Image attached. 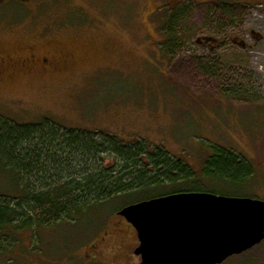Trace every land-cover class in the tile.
Wrapping results in <instances>:
<instances>
[{
	"label": "rangeland",
	"instance_id": "obj_1",
	"mask_svg": "<svg viewBox=\"0 0 264 264\" xmlns=\"http://www.w3.org/2000/svg\"><path fill=\"white\" fill-rule=\"evenodd\" d=\"M175 6L182 12L169 32L176 16L166 25L164 14ZM30 54L58 68L3 70L0 122L46 120L60 134L160 146L194 170L199 185L189 189L264 201V0H0V56ZM217 147L251 175L240 184L207 178ZM7 184L0 175V193ZM124 203L23 230L0 264H139L136 230L118 215ZM221 264H264V239Z\"/></svg>",
	"mask_w": 264,
	"mask_h": 264
},
{
	"label": "trees",
	"instance_id": "obj_2",
	"mask_svg": "<svg viewBox=\"0 0 264 264\" xmlns=\"http://www.w3.org/2000/svg\"><path fill=\"white\" fill-rule=\"evenodd\" d=\"M175 8L171 16L164 14L166 25L176 16V26L169 27V32L176 30L182 12ZM174 36L170 33L169 38L175 40ZM176 46L173 43L171 48ZM204 68L207 72L210 67ZM60 131L46 120L24 125L0 122V175L9 187L0 193V257L15 244L11 242L17 241V233L35 231L44 226L42 221H75L86 209L104 202L123 199L126 206L178 192L214 193L189 189L198 184L194 170L160 146L127 143L114 135ZM105 155L115 156L116 166L101 168L99 159ZM251 173L243 159L218 147L203 169L211 181L235 184ZM151 191L155 195L145 196Z\"/></svg>",
	"mask_w": 264,
	"mask_h": 264
},
{
	"label": "water",
	"instance_id": "obj_3",
	"mask_svg": "<svg viewBox=\"0 0 264 264\" xmlns=\"http://www.w3.org/2000/svg\"><path fill=\"white\" fill-rule=\"evenodd\" d=\"M118 215L136 230L139 264H221L264 239V201L250 197L178 192Z\"/></svg>",
	"mask_w": 264,
	"mask_h": 264
},
{
	"label": "flooded vegetation",
	"instance_id": "obj_4",
	"mask_svg": "<svg viewBox=\"0 0 264 264\" xmlns=\"http://www.w3.org/2000/svg\"><path fill=\"white\" fill-rule=\"evenodd\" d=\"M28 67H34L41 70H46L48 72L56 71L58 68L56 63L51 59L46 57H38L34 54H30L19 61H13L9 57L0 56V74L3 70L22 72Z\"/></svg>",
	"mask_w": 264,
	"mask_h": 264
}]
</instances>
